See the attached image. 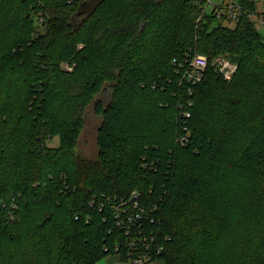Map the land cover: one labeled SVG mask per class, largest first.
Instances as JSON below:
<instances>
[{"label": "trees", "instance_id": "16d2710c", "mask_svg": "<svg viewBox=\"0 0 264 264\" xmlns=\"http://www.w3.org/2000/svg\"><path fill=\"white\" fill-rule=\"evenodd\" d=\"M241 3L230 27L206 0H0V264L127 261L143 236L155 264H264V36ZM196 53L239 68L189 84L174 61Z\"/></svg>", "mask_w": 264, "mask_h": 264}, {"label": "built area", "instance_id": "2783aa9c", "mask_svg": "<svg viewBox=\"0 0 264 264\" xmlns=\"http://www.w3.org/2000/svg\"><path fill=\"white\" fill-rule=\"evenodd\" d=\"M77 0H69L70 3H73ZM251 2H255L257 5L259 2L262 3L263 11L259 12V5L258 10L256 12L249 13L251 19L260 25L261 28H264V2L263 0H250ZM245 6L241 3V0H230L224 7L215 6L214 10L216 15L219 19H222L223 16L228 17V21L231 24L236 25L240 22L243 13L246 12ZM40 23L44 25V19L41 17ZM175 65H178L179 69L177 72L182 75V81H186L189 84L196 85L201 83L205 75L210 67L214 68L219 74L223 75V77L230 81L232 77L236 74L239 65L235 62H232L227 56H219L215 58L212 62L208 58V56L200 53H196L192 56H187L183 62H178L177 60L174 61ZM191 105V104H190ZM186 117L190 118L191 113L186 112ZM187 141L186 137L181 138V142L185 143ZM138 193L134 192L133 194V203L135 211L129 213L127 208H124L125 204L122 203L117 209L116 218L119 221V225H125L128 228V235L132 232V229L136 226V220L142 219L143 210L139 211V204L137 202ZM123 213V215H122ZM123 216V217H122ZM140 229V228H139ZM154 237L143 236L142 238H136L134 242L131 243L132 248L134 249L128 255L126 262L129 264H154V253H161L163 248L157 246L155 244ZM120 251V247L116 248V252ZM119 257V256H118Z\"/></svg>", "mask_w": 264, "mask_h": 264}, {"label": "rangeland", "instance_id": "374dc122", "mask_svg": "<svg viewBox=\"0 0 264 264\" xmlns=\"http://www.w3.org/2000/svg\"><path fill=\"white\" fill-rule=\"evenodd\" d=\"M229 1L230 0H206L205 10L208 14H212L215 6L224 7ZM258 5L260 10L259 12H262L263 11L262 3L259 2ZM218 23H220V20L216 18L214 21V25H217ZM224 25L230 27L233 26V24H231L230 21L228 20L224 22ZM257 28L260 31V33L264 36V28H261L258 23H257ZM110 98H111V92L109 91V88L106 86L105 90L99 96H97L91 104H88L85 109L84 117H83L84 126L78 145L76 147V153L84 158L95 160L98 157L99 150L97 145V133L99 127L102 124V117L96 112L97 103L101 101L106 105L110 102ZM58 143H59V139L56 138L55 140L50 142L49 145L54 147L57 146ZM244 220H246V218H244ZM102 260L105 262V264H116L118 262V258L116 257V255H108L107 257L101 259L100 261ZM122 264H129V263L122 262Z\"/></svg>", "mask_w": 264, "mask_h": 264}, {"label": "crops", "instance_id": "0c3cea01", "mask_svg": "<svg viewBox=\"0 0 264 264\" xmlns=\"http://www.w3.org/2000/svg\"><path fill=\"white\" fill-rule=\"evenodd\" d=\"M118 258V262L116 264H122V261L119 259L118 256H116ZM97 264H105V262L102 260L100 262H98Z\"/></svg>", "mask_w": 264, "mask_h": 264}]
</instances>
